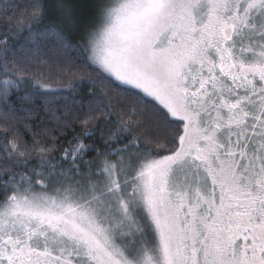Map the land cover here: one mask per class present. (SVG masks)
Masks as SVG:
<instances>
[{"label": "snow or ice", "instance_id": "6c2138e0", "mask_svg": "<svg viewBox=\"0 0 264 264\" xmlns=\"http://www.w3.org/2000/svg\"><path fill=\"white\" fill-rule=\"evenodd\" d=\"M0 264H264V0H0Z\"/></svg>", "mask_w": 264, "mask_h": 264}, {"label": "trees", "instance_id": "16d2710c", "mask_svg": "<svg viewBox=\"0 0 264 264\" xmlns=\"http://www.w3.org/2000/svg\"><path fill=\"white\" fill-rule=\"evenodd\" d=\"M62 87V85H60V84H56V85H54V86H52V89L51 90H53V91H57V90H59L60 88ZM25 90H31L30 88H26ZM46 89H41V91H45Z\"/></svg>", "mask_w": 264, "mask_h": 264}]
</instances>
